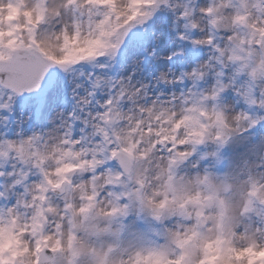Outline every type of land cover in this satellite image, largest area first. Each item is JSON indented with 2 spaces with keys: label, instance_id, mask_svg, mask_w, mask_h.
I'll list each match as a JSON object with an SVG mask.
<instances>
[{
  "label": "clouds",
  "instance_id": "clouds-1",
  "mask_svg": "<svg viewBox=\"0 0 264 264\" xmlns=\"http://www.w3.org/2000/svg\"><path fill=\"white\" fill-rule=\"evenodd\" d=\"M62 2L50 0L53 6ZM127 3L121 0L122 7ZM153 5L156 14L170 13L174 26L188 23L198 31L192 40L208 49L207 59L184 71L185 77L172 69L147 81L133 82L132 74L112 77L116 83L108 91L117 85L120 90L107 111L98 100L101 107L94 111L92 94L76 83L74 106L84 113L90 139L75 148L79 157L73 167H84L64 174V186L71 185V191L52 192L51 203L39 200L38 172L43 169L48 179L60 180L63 153L75 145L65 147L58 116L51 129L35 132L43 140L39 148L30 146L33 134L11 140L16 147L10 150L11 159H5L11 170L6 167L0 175V203L16 211H0V236L18 239L27 249L41 241L42 233L50 237L42 241V254L54 257L56 264H264L259 256L264 252V131L259 130L264 127L252 128L249 119L264 118V0H193L195 12L187 16L185 0H137L144 11ZM95 11L100 20L107 9ZM238 14L242 20L236 19ZM84 21L86 30L87 15ZM47 25L41 32H58L64 25L71 30V13ZM179 35L187 38L185 32ZM221 72L220 82L236 99H221L217 107L203 96L213 95ZM125 96L130 103L120 108ZM114 147L119 151L112 156ZM233 147L241 150L230 153ZM5 150L7 144L0 147ZM106 150L108 165L93 167L91 162L102 160ZM29 165L38 178L29 181L25 195L16 184ZM34 204L37 211L43 209L35 228ZM240 252L245 255L238 256ZM35 255H22L20 264H34Z\"/></svg>",
  "mask_w": 264,
  "mask_h": 264
},
{
  "label": "snow or ice",
  "instance_id": "snow-or-ice-1",
  "mask_svg": "<svg viewBox=\"0 0 264 264\" xmlns=\"http://www.w3.org/2000/svg\"><path fill=\"white\" fill-rule=\"evenodd\" d=\"M189 3L185 5L186 16L194 13ZM104 6L107 11L102 15L103 18L96 20L99 15L95 9ZM156 6L153 5L148 11H144L137 6V0H128L125 6H121V0H63L59 5L53 6L50 0H0V125L7 127L14 121L20 125L31 123L33 120L38 125H46L55 112L60 117L61 129L64 139L67 141L65 147L75 145L72 151L64 152L62 157L63 167L58 169L61 179L52 181L48 179V174L40 169L38 176L42 195L37 199L51 203L50 195L52 192L71 191V185L65 187V173L79 170L84 165L74 162L79 154L75 148H83L89 142L84 125V113L73 106L71 117H67V111H60L68 102L69 89L75 95V84L82 83L85 86V94L91 93L94 111H99L101 104H106L105 111L112 106L111 97L116 90L109 92L108 88L116 83V79L121 76L128 77L131 69V79L134 82L137 74H148L144 80L153 76L160 70V64L156 62V54L164 44L163 39L157 36L156 32L149 33L143 29L155 15ZM209 14L212 9H209ZM64 12L71 13L73 26L71 30L64 25L58 32H41V28L47 25L50 19L61 20ZM14 14L15 18H14ZM87 15V28L84 30V17ZM236 19L242 20L239 14ZM213 25L217 24L212 19ZM186 37H180L179 48H173L172 55L168 56L167 61L172 62L173 57L183 60L187 64L197 65L200 59L202 47L199 46L192 37L199 36L198 31H192V26L185 23ZM55 42H58L54 44ZM190 41V45L185 42ZM213 43L215 41L213 40ZM189 47L191 52H189ZM233 50V59L240 57ZM151 53V57H149ZM143 57V59H142ZM167 66L166 64L164 65ZM139 69L138 73H133V69ZM95 69H101L98 73ZM239 69L238 71H242ZM117 77L113 79L112 73ZM181 77L186 73L181 72ZM224 73L221 72L217 77V88L212 96H203V100L214 103L219 107L221 99H226L227 91L220 82ZM128 81L125 80V83ZM203 83L211 84L209 80ZM199 87V85H197ZM251 93V88L249 90ZM98 94H100L98 96ZM202 95V94H201ZM103 101L96 104V101ZM127 97L120 101V108H127ZM254 103V101H249ZM19 117L17 120L16 117ZM67 117V118H66ZM252 128L264 127V118H249ZM179 127V125H177ZM23 137V133H21ZM43 143L41 137L32 135L30 146L39 148ZM8 145L9 150L0 151V175L5 174L2 170L7 167L5 159H11V149L16 146L6 137L0 139V147ZM86 150V149H85ZM119 151L118 147L112 150V156ZM95 155V152H93ZM23 153L21 151V158ZM39 156V152H37ZM92 166L108 165L107 150L104 158L93 160ZM121 163H124L121 161ZM103 171V167H100ZM15 175V173H13ZM32 179L30 165L21 169L16 187L23 188L25 195L28 194V184ZM70 179V176L67 177ZM2 198V194H0ZM20 207L17 202V209ZM24 207H28V202H24ZM34 204L33 227L39 224V218L43 214V209L36 210ZM0 211L14 213L16 209L8 207ZM44 237L41 233V241L35 247L28 245L25 249L20 240L11 237L0 236V264H20L22 255L35 252L34 264H56L54 257L43 255ZM60 242L56 241V248ZM55 250V249H54ZM252 249H247L251 254ZM245 255L244 252L238 256ZM264 257V252L259 253ZM175 264H180L179 261Z\"/></svg>",
  "mask_w": 264,
  "mask_h": 264
},
{
  "label": "rangeland",
  "instance_id": "rangeland-1",
  "mask_svg": "<svg viewBox=\"0 0 264 264\" xmlns=\"http://www.w3.org/2000/svg\"><path fill=\"white\" fill-rule=\"evenodd\" d=\"M208 0H199V3L204 4L207 3ZM185 3H189V0H185ZM193 4H190V6ZM49 26L44 25V28L47 29ZM143 29H147L149 33L156 32L157 36L163 39L164 44L161 46L159 51L156 54V57L159 56L161 59L157 60L156 62L160 64V71H167L169 69H172L175 71L177 75H179L181 72L184 71H190L192 67L195 66V63L192 64H187L183 60L173 57V61L169 62L167 59H163V57H168L172 55V49L175 48L177 51H180L181 49L179 48L180 44V32H186L185 28H181L178 26H174L173 24V17L170 13H157L146 25L143 26ZM186 45H190V41L185 42ZM189 52H191V48L189 47ZM208 56V49L202 48L201 54H200V59H207ZM149 57H151V53H149ZM143 59V57H142ZM167 65L166 67L164 65ZM96 72H100L101 69H95ZM131 74V69L129 70V73ZM158 74L156 72L153 76ZM114 78H119L116 76V74L113 72L112 73ZM148 74H137V78H144ZM149 77L147 80H151L152 77ZM210 83H212V80H209ZM190 84V82H189ZM181 85H177L176 90H180ZM166 92H171L172 89H164ZM100 94H98L99 96ZM68 102L65 107H62L60 111H67L68 113H72L73 111V106H74V99L73 95L71 94V89H69V94H68ZM236 99V94L232 90H228L226 93V100H235ZM103 103V101H101ZM241 106L244 107L246 106L243 101H241ZM56 116L55 112L52 113L51 118L47 122L46 125H38L35 120H33L31 123H25L23 125H20L16 123L15 121L8 125L7 127H4L0 125V139L6 137L7 139L10 140H16L21 138V133H23V137H27L32 135L34 132H44L52 128V118ZM18 116L16 119L18 120ZM59 123V121H57ZM83 127V125H81ZM259 131H264V128H261ZM241 149H236L235 147L230 148L229 152H238ZM2 167V166H0ZM8 169L11 170V166L7 165ZM37 176H32V180L37 179ZM3 178H0V183H2ZM11 203H14V199L7 202V206H10ZM6 205L3 203H0V208L5 207ZM262 260H264V257H261Z\"/></svg>",
  "mask_w": 264,
  "mask_h": 264
}]
</instances>
